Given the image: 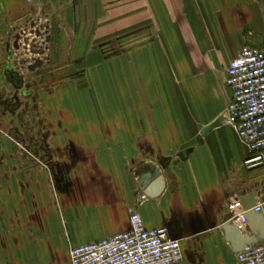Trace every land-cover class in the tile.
<instances>
[{
  "label": "crops",
  "instance_id": "0c3cea01",
  "mask_svg": "<svg viewBox=\"0 0 264 264\" xmlns=\"http://www.w3.org/2000/svg\"><path fill=\"white\" fill-rule=\"evenodd\" d=\"M25 32L50 53L21 131L38 162L11 151L0 172V264H64L72 246L127 230L132 208L177 236L178 264H239L243 241L264 240L249 213L264 168L244 165L232 126L201 136L231 100L229 62L264 49V0H0L3 79L11 64L25 72ZM235 200L248 210L237 236L222 228Z\"/></svg>",
  "mask_w": 264,
  "mask_h": 264
},
{
  "label": "built area",
  "instance_id": "2783aa9c",
  "mask_svg": "<svg viewBox=\"0 0 264 264\" xmlns=\"http://www.w3.org/2000/svg\"><path fill=\"white\" fill-rule=\"evenodd\" d=\"M35 1V0H30ZM226 84L232 96L222 123L232 126L249 155L248 169L264 168V49L244 46L226 68ZM147 199L140 194V201ZM264 216V198L251 208ZM230 220L246 224L240 200L230 202ZM64 264H178L184 260L182 244L167 226L148 228L137 209L130 210V227L102 240L70 248ZM239 264H264V240L245 245Z\"/></svg>",
  "mask_w": 264,
  "mask_h": 264
},
{
  "label": "flooded vegetation",
  "instance_id": "af4514ba",
  "mask_svg": "<svg viewBox=\"0 0 264 264\" xmlns=\"http://www.w3.org/2000/svg\"><path fill=\"white\" fill-rule=\"evenodd\" d=\"M23 64H26L24 59L17 65L23 67ZM14 67L9 65L5 79L0 77V172L2 168L9 167L13 153L17 158L27 156L38 162L35 140L21 131L26 127L33 130L35 118L30 112L38 106L36 88L41 86V82L37 77L30 80Z\"/></svg>",
  "mask_w": 264,
  "mask_h": 264
},
{
  "label": "rangeland",
  "instance_id": "374dc122",
  "mask_svg": "<svg viewBox=\"0 0 264 264\" xmlns=\"http://www.w3.org/2000/svg\"><path fill=\"white\" fill-rule=\"evenodd\" d=\"M23 35V39H25V41L23 42L26 43V45L24 46V48L22 49V53H21V60L19 62H16L17 64H19L20 62L24 60H26V64H23L25 67V72L24 75L26 77H28L30 80L34 78H39L38 82L40 81V88L43 87L42 83H43V80L41 79L42 76L41 73L43 71V66H44V62L48 59V55L50 53V48H46L47 46H49V40L46 39V36L44 38V41L43 42L45 44L46 47H42L41 48V45L40 43L38 45H36L37 43L34 44V42L31 43V46H29V41L32 40V38L30 36H28V33H22ZM38 41V40H37ZM34 46V47H33ZM40 62L38 64L37 61ZM21 65V64H20ZM22 67V68H23ZM37 73V74H34V73ZM39 87H37L36 89H38ZM28 160H26L27 162Z\"/></svg>",
  "mask_w": 264,
  "mask_h": 264
},
{
  "label": "water",
  "instance_id": "95a60500",
  "mask_svg": "<svg viewBox=\"0 0 264 264\" xmlns=\"http://www.w3.org/2000/svg\"><path fill=\"white\" fill-rule=\"evenodd\" d=\"M223 117L220 116L219 118H217L216 120H214L211 124H209L208 126L204 127L201 131V136H206L208 133L211 132L212 129L221 126ZM192 151V148H188L185 152H180L178 155L181 159H185L186 157H188V155L190 154V152ZM171 162V158L170 157H163L161 160H159L158 164L160 166V169H167L170 165ZM248 211V210H246ZM249 213H255L254 210L250 209ZM232 214L228 213L227 216H225L224 221H223V229L226 230V232L232 233L234 236L236 235V231L235 228L231 226V218ZM246 218L248 219V212L245 213ZM177 236H172V238H176ZM249 237V236H248ZM196 238V242L198 244V240L200 241V239L202 238V234H196L195 236ZM254 241V239L252 238H247L245 241H243L239 246L244 247L245 245L251 244ZM241 247V248H242ZM240 249V248H238Z\"/></svg>",
  "mask_w": 264,
  "mask_h": 264
}]
</instances>
